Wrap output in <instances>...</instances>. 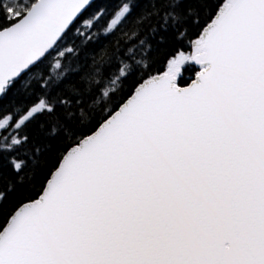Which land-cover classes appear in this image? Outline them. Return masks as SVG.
<instances>
[{
	"label": "snow or ice",
	"instance_id": "6c2138e0",
	"mask_svg": "<svg viewBox=\"0 0 264 264\" xmlns=\"http://www.w3.org/2000/svg\"><path fill=\"white\" fill-rule=\"evenodd\" d=\"M0 264H264V0H0Z\"/></svg>",
	"mask_w": 264,
	"mask_h": 264
},
{
	"label": "trees",
	"instance_id": "16d2710c",
	"mask_svg": "<svg viewBox=\"0 0 264 264\" xmlns=\"http://www.w3.org/2000/svg\"><path fill=\"white\" fill-rule=\"evenodd\" d=\"M170 46V42H164L159 44L153 51L152 56L155 60L154 67H163L164 66V59L167 55L168 49ZM190 75V73H185V77ZM15 179V177L13 178ZM25 182H27V177L25 178Z\"/></svg>",
	"mask_w": 264,
	"mask_h": 264
}]
</instances>
